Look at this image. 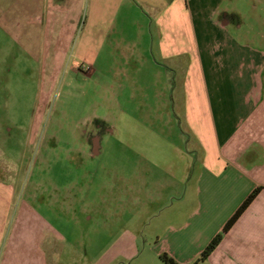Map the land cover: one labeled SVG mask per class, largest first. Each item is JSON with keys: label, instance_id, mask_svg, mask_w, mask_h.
<instances>
[{"label": "crops", "instance_id": "1", "mask_svg": "<svg viewBox=\"0 0 264 264\" xmlns=\"http://www.w3.org/2000/svg\"><path fill=\"white\" fill-rule=\"evenodd\" d=\"M87 1L100 18L93 26L101 24L102 9L114 6L113 0H0V40L32 57L58 56L79 32ZM232 1L115 0L127 10L141 9L137 21L148 26L134 40H147L145 55L137 49L126 54L128 63L135 55L143 62L132 86L143 92L157 89L153 102L163 112L155 132L178 154L177 163L164 166L171 178L162 184L181 191L170 197L152 193L150 187L157 183L153 168L163 164L150 154L155 151L142 150L148 153L145 165L132 175L142 188L135 190L129 178L112 173L130 184L120 195L109 189L111 200L123 207L82 211L85 220L105 217V230L120 227L123 233L102 255L91 257L79 253L80 245L31 205L24 206L14 186L0 180V264H133L138 249L134 233L142 227L157 232L153 247L160 261L166 252L189 264L222 233L201 264H264V0H247V21ZM81 66L75 61L70 69ZM166 127L176 130L180 146ZM258 187L255 198L223 231ZM188 189L191 200L185 208L181 201ZM136 203L138 210L132 209ZM164 208L171 210L160 219ZM151 215L155 218L148 219Z\"/></svg>", "mask_w": 264, "mask_h": 264}, {"label": "rangeland", "instance_id": "2", "mask_svg": "<svg viewBox=\"0 0 264 264\" xmlns=\"http://www.w3.org/2000/svg\"><path fill=\"white\" fill-rule=\"evenodd\" d=\"M112 2L114 6L102 9L101 24L93 26L100 18L87 1L77 37L58 56L32 57L18 51L13 42L0 40V180L14 186L24 206L31 205L80 245L79 253L91 257L102 255L123 233L120 227L105 230V217L85 220L82 211L123 207L111 200L109 189L116 188L120 195L125 188L130 190V184L112 173L129 178L135 190L142 188L132 176L145 165L148 153L142 150L155 151L150 154L163 164L153 168L152 181L157 183L150 187L152 193L170 197L181 191L176 185L162 184L171 178L164 166L177 163L178 154L155 132L163 112L153 102L157 89L143 92L132 86V76L140 78L135 74L137 65L143 62L135 55L128 63L126 54L137 49L145 55L147 40L144 36L134 40L148 26L137 21L141 9L127 10ZM232 3L247 21V0ZM75 61L82 66L72 70ZM164 129L167 134L173 131L171 139L180 146L176 130ZM190 200L188 189L181 203L188 208ZM137 203L132 209L138 210ZM169 210L164 208L160 219L168 217ZM151 229L142 227L134 233L138 249L133 264H163L153 247L157 232Z\"/></svg>", "mask_w": 264, "mask_h": 264}, {"label": "trees", "instance_id": "3", "mask_svg": "<svg viewBox=\"0 0 264 264\" xmlns=\"http://www.w3.org/2000/svg\"><path fill=\"white\" fill-rule=\"evenodd\" d=\"M260 188L254 189L247 198L242 202V204L239 206V208L234 212V214L227 220V222L224 225L223 231H227L230 229V227L235 223L237 218L241 215V213L247 208V206L251 203V201L255 198L257 193L259 192ZM223 234L217 233L211 241L208 243V245L205 247V249L199 254L198 258L192 263V264H201L208 256L209 254L215 249V247L219 244V242L222 239ZM161 261L164 264H180L177 262L172 256H170L166 252H162L159 255Z\"/></svg>", "mask_w": 264, "mask_h": 264}]
</instances>
